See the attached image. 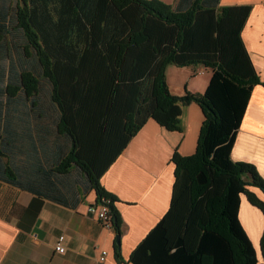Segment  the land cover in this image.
Instances as JSON below:
<instances>
[{
  "label": "trees",
  "instance_id": "trees-1",
  "mask_svg": "<svg viewBox=\"0 0 264 264\" xmlns=\"http://www.w3.org/2000/svg\"><path fill=\"white\" fill-rule=\"evenodd\" d=\"M250 10L219 9L218 0H192L185 10L158 0H0V181L21 186L14 164L19 122L34 120L40 105L55 106L59 131L72 144L61 169L74 162L96 203L112 202L120 238L115 200L99 177L147 120L181 132L182 109L193 103L204 117L197 147L189 157L173 153L169 210L128 263L257 264L238 212L244 195L264 218V180L253 165L230 159L251 91L264 86L241 38ZM9 23L16 55L6 65ZM169 65L211 70L204 93L172 96ZM103 138L108 156H84L83 141L95 152ZM259 250L264 264V228ZM114 252L120 263L119 244Z\"/></svg>",
  "mask_w": 264,
  "mask_h": 264
},
{
  "label": "crops",
  "instance_id": "crops-1",
  "mask_svg": "<svg viewBox=\"0 0 264 264\" xmlns=\"http://www.w3.org/2000/svg\"><path fill=\"white\" fill-rule=\"evenodd\" d=\"M191 1L158 0L177 10L189 8ZM231 6L251 8L241 38L257 76L264 82V0H218L219 9ZM200 69L202 66L187 68V74L197 76L195 72ZM207 72L209 76L200 83L193 85L189 81L183 88L192 94L203 93L211 70L204 74ZM167 85L172 96H182L175 95L168 82ZM40 108L42 112L35 114L34 120L28 119L25 124L20 121L17 128L14 164L21 186L0 181V264H129L134 248L169 210L174 180L171 158L174 152L184 157L194 153L204 118L201 109L193 103L183 107L181 132H169L147 120L99 177L100 186L115 200L120 230L119 263L114 259L113 229H106L87 213V208L97 201L88 176L74 162L61 169L72 144L59 131V110L46 105ZM107 126L111 124L102 125ZM103 139L100 150L95 152H90L89 139L83 141L84 156L99 161L108 156V142ZM230 159L253 165L264 180L262 85L251 91ZM254 192L262 199L260 192ZM238 219L257 254V264H262L257 249L264 218L244 195L240 197ZM60 237H64L65 251L57 254L54 246ZM102 252L106 255L100 262Z\"/></svg>",
  "mask_w": 264,
  "mask_h": 264
},
{
  "label": "rangeland",
  "instance_id": "rangeland-1",
  "mask_svg": "<svg viewBox=\"0 0 264 264\" xmlns=\"http://www.w3.org/2000/svg\"><path fill=\"white\" fill-rule=\"evenodd\" d=\"M11 29H12V25H11V23H9L8 24L9 33H7L5 35V40L3 42V44H5L6 48H7V52H6L7 57H5L3 59L2 63L6 64V65H8V58L13 57V55H16V53H15L16 50H14L13 44L16 42L17 38L12 36L13 32ZM208 76H209V73L207 72L203 76L197 75V76L190 77L187 74V68H177V67H174L171 65H169L167 67V69L165 70V78L167 79L166 81L171 85L170 86L171 90L173 91V93L175 95H182V96L185 93H189L188 91H186L185 88H183L184 86L187 85V82L190 81V84L196 85L197 83H200L201 79H204ZM183 79H184V83L181 82ZM205 89H206V87H205ZM203 91H205V90H203ZM257 251L259 252V255L261 256L259 249H257Z\"/></svg>",
  "mask_w": 264,
  "mask_h": 264
},
{
  "label": "built area",
  "instance_id": "built-area-1",
  "mask_svg": "<svg viewBox=\"0 0 264 264\" xmlns=\"http://www.w3.org/2000/svg\"><path fill=\"white\" fill-rule=\"evenodd\" d=\"M206 70H208V69H204V68L200 69V70L195 72V75H203L204 72H206ZM111 204H112V202H110V200L102 199L101 202L89 206L87 208V213H88V215H90V217H93L97 221H99V223H101L100 225H102L106 229H111L112 224H113L112 216H111V213L109 211ZM63 238L64 237L57 238V241L55 243L54 250H55V252H57V254H62L65 251V249L63 247ZM105 255H106V253H104V252L101 253V255L99 257L100 262H102L104 260Z\"/></svg>",
  "mask_w": 264,
  "mask_h": 264
},
{
  "label": "water",
  "instance_id": "water-1",
  "mask_svg": "<svg viewBox=\"0 0 264 264\" xmlns=\"http://www.w3.org/2000/svg\"><path fill=\"white\" fill-rule=\"evenodd\" d=\"M119 240H120V238L117 237L116 240H115V243H116V244H119Z\"/></svg>",
  "mask_w": 264,
  "mask_h": 264
}]
</instances>
